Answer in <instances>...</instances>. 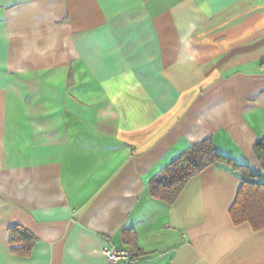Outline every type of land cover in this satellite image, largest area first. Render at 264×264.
I'll use <instances>...</instances> for the list:
<instances>
[{
  "label": "crops",
  "instance_id": "1",
  "mask_svg": "<svg viewBox=\"0 0 264 264\" xmlns=\"http://www.w3.org/2000/svg\"><path fill=\"white\" fill-rule=\"evenodd\" d=\"M263 138L264 0H0V264H264L230 215L241 174L150 193L207 139L262 175Z\"/></svg>",
  "mask_w": 264,
  "mask_h": 264
},
{
  "label": "trees",
  "instance_id": "2",
  "mask_svg": "<svg viewBox=\"0 0 264 264\" xmlns=\"http://www.w3.org/2000/svg\"><path fill=\"white\" fill-rule=\"evenodd\" d=\"M254 153L264 176V138L257 142ZM216 165L225 166L244 178L230 210L234 225L250 224L255 232L264 231V183L260 182L262 175H255L248 167L238 165L218 153L212 139L191 146L156 176L150 183L151 196L154 200L173 206L191 179ZM9 233L11 245H22L13 250L19 256H29L38 244V239L21 226L13 227Z\"/></svg>",
  "mask_w": 264,
  "mask_h": 264
},
{
  "label": "built area",
  "instance_id": "3",
  "mask_svg": "<svg viewBox=\"0 0 264 264\" xmlns=\"http://www.w3.org/2000/svg\"><path fill=\"white\" fill-rule=\"evenodd\" d=\"M103 254L111 264L130 262L133 258L131 251L127 249H118L112 245H107L103 249Z\"/></svg>",
  "mask_w": 264,
  "mask_h": 264
}]
</instances>
